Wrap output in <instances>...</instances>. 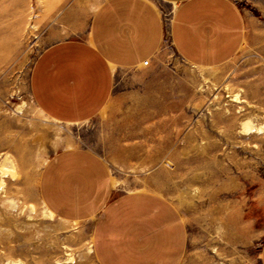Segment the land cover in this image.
<instances>
[{"label": "rangeland", "instance_id": "1", "mask_svg": "<svg viewBox=\"0 0 264 264\" xmlns=\"http://www.w3.org/2000/svg\"><path fill=\"white\" fill-rule=\"evenodd\" d=\"M104 1L0 0V264H97L92 222L50 215L38 193L45 163L71 148L100 156L117 194L153 192L176 206L188 231L181 264H260L264 0H232L244 42L214 68L178 56L169 37L177 3L152 0L165 29L154 57L116 74L94 118L53 121L31 98L32 66L50 45L85 38Z\"/></svg>", "mask_w": 264, "mask_h": 264}, {"label": "crops", "instance_id": "2", "mask_svg": "<svg viewBox=\"0 0 264 264\" xmlns=\"http://www.w3.org/2000/svg\"><path fill=\"white\" fill-rule=\"evenodd\" d=\"M158 1L177 3L169 37L188 64L219 67L242 47L246 21L232 0ZM164 31L152 0L104 1L85 38L54 43L36 58L29 81L33 103L63 124L94 118L110 100L116 74L151 60ZM38 193L56 218L92 222L97 264H181L186 255L187 225L176 206L153 192L117 194L107 163L90 150L63 149L51 156Z\"/></svg>", "mask_w": 264, "mask_h": 264}, {"label": "bare ground", "instance_id": "3", "mask_svg": "<svg viewBox=\"0 0 264 264\" xmlns=\"http://www.w3.org/2000/svg\"><path fill=\"white\" fill-rule=\"evenodd\" d=\"M260 130H262L264 132V125L262 127L259 128ZM50 215H53L50 211H49ZM63 226V225H62ZM60 226V227H62ZM65 226V225H64ZM64 228V227H63Z\"/></svg>", "mask_w": 264, "mask_h": 264}]
</instances>
